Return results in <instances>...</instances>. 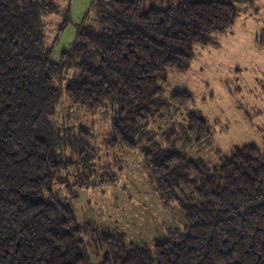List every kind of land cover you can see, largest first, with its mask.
Returning a JSON list of instances; mask_svg holds the SVG:
<instances>
[{
    "label": "trees",
    "instance_id": "16d2710c",
    "mask_svg": "<svg viewBox=\"0 0 264 264\" xmlns=\"http://www.w3.org/2000/svg\"><path fill=\"white\" fill-rule=\"evenodd\" d=\"M253 3L96 0L94 24L80 25L55 61L45 20L63 15L61 31L69 9L58 0H0V264H264V152L249 144L232 156L218 151V164L193 158L188 146L214 142L208 120L194 113L163 133L165 147L152 143L149 128L167 108L194 103L188 91L164 97L168 73L187 69L197 46H216L212 36ZM63 96L91 111L113 106L107 146L141 152L164 205H179L183 231L137 243L120 229L79 222L54 190L69 182L63 173L81 171L69 194L117 177L97 181L87 130L73 141L55 123Z\"/></svg>",
    "mask_w": 264,
    "mask_h": 264
},
{
    "label": "rangeland",
    "instance_id": "374dc122",
    "mask_svg": "<svg viewBox=\"0 0 264 264\" xmlns=\"http://www.w3.org/2000/svg\"><path fill=\"white\" fill-rule=\"evenodd\" d=\"M95 1L58 0L62 8L69 9V21L60 31L63 15H51L45 20L53 60L58 61L61 53L71 47L80 25L94 24ZM253 2L240 6L239 17L231 28L212 36L216 46H197L187 69L168 73L163 86L164 97L188 91L194 103L188 110L167 108L162 116L153 120L149 128L157 141L151 138L152 143L165 147L163 133L173 122L186 123L188 115L194 113L208 120L214 142L212 146H188L186 149L193 158L201 157L218 164L222 162L218 151L232 156L234 147L249 144L264 152V0ZM114 112L111 105L91 111L62 97L53 118L55 123L73 141L81 128L86 129L89 135L84 142L93 149L89 161L95 164V179L101 181L106 173H112L117 179L111 184L101 181L87 189L73 187L69 194L67 184H73L81 172L73 169L63 173L62 181L69 180L68 183L57 181L54 189L57 196L67 197L80 223L95 222L120 229L128 240L137 243L152 241L169 231H183L185 219L179 205H164L145 170L141 152L107 146ZM144 144L150 146L148 140ZM70 147L66 149V156H70ZM74 195H78V199H74ZM94 251L90 249V255L99 263Z\"/></svg>",
    "mask_w": 264,
    "mask_h": 264
}]
</instances>
